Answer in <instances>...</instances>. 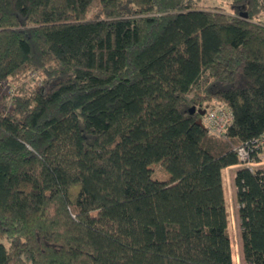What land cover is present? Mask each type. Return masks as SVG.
Returning a JSON list of instances; mask_svg holds the SVG:
<instances>
[{
  "label": "trees",
  "instance_id": "trees-1",
  "mask_svg": "<svg viewBox=\"0 0 264 264\" xmlns=\"http://www.w3.org/2000/svg\"><path fill=\"white\" fill-rule=\"evenodd\" d=\"M197 1L0 0V91L45 77L0 102V264H234L223 176L264 136V0ZM234 184L264 264V165Z\"/></svg>",
  "mask_w": 264,
  "mask_h": 264
},
{
  "label": "rangeland",
  "instance_id": "rangeland-1",
  "mask_svg": "<svg viewBox=\"0 0 264 264\" xmlns=\"http://www.w3.org/2000/svg\"><path fill=\"white\" fill-rule=\"evenodd\" d=\"M230 0H198L197 5L209 8H216L222 10H230ZM95 12V11H94ZM94 12L89 15L92 16ZM44 75L41 71L28 70L24 73H20L17 76L11 77L2 84L0 91V102H6L8 105L11 103V98L19 92H29L37 86L43 84ZM237 165V164H236ZM240 166V165H238ZM154 176L158 179H166L169 177V173L158 164L154 163ZM237 167H230L224 171V187L226 195V204L229 212V233L232 241L233 250V262L234 264H244L241 257L240 250V233L239 222L237 218V201H236V187L234 184V174ZM77 191V187L72 190L74 196ZM0 241L4 242L6 246H10V242L7 238L0 236Z\"/></svg>",
  "mask_w": 264,
  "mask_h": 264
},
{
  "label": "built area",
  "instance_id": "built-area-1",
  "mask_svg": "<svg viewBox=\"0 0 264 264\" xmlns=\"http://www.w3.org/2000/svg\"><path fill=\"white\" fill-rule=\"evenodd\" d=\"M233 121L231 110L225 105H215L211 107L203 118V122L213 132L223 136L228 126ZM264 136L256 138L250 144H244L237 147L239 163L237 165L247 166L251 170H256L264 165ZM257 155V158L255 157Z\"/></svg>",
  "mask_w": 264,
  "mask_h": 264
},
{
  "label": "crops",
  "instance_id": "crops-1",
  "mask_svg": "<svg viewBox=\"0 0 264 264\" xmlns=\"http://www.w3.org/2000/svg\"><path fill=\"white\" fill-rule=\"evenodd\" d=\"M230 167H231V168H232V167H237V168H238L239 166H238V165H231V166L226 167V169H229ZM226 169H225V170H226ZM233 177H234V176H233Z\"/></svg>",
  "mask_w": 264,
  "mask_h": 264
},
{
  "label": "water",
  "instance_id": "water-1",
  "mask_svg": "<svg viewBox=\"0 0 264 264\" xmlns=\"http://www.w3.org/2000/svg\"><path fill=\"white\" fill-rule=\"evenodd\" d=\"M194 110H195V107H192V108H191V111L193 112ZM201 113L203 114L204 111H202ZM200 123H201V121H200Z\"/></svg>",
  "mask_w": 264,
  "mask_h": 264
}]
</instances>
